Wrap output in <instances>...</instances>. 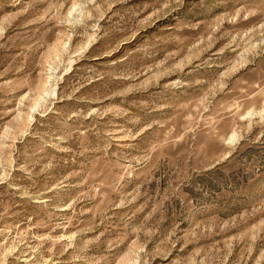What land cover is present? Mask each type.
Masks as SVG:
<instances>
[{"label": "rangeland", "instance_id": "rangeland-1", "mask_svg": "<svg viewBox=\"0 0 264 264\" xmlns=\"http://www.w3.org/2000/svg\"><path fill=\"white\" fill-rule=\"evenodd\" d=\"M0 264H264V0H0Z\"/></svg>", "mask_w": 264, "mask_h": 264}]
</instances>
